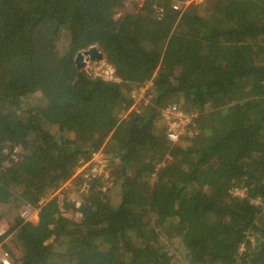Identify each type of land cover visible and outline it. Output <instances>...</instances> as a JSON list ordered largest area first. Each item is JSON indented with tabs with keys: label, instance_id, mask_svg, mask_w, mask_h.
I'll return each instance as SVG.
<instances>
[{
	"label": "trees",
	"instance_id": "obj_1",
	"mask_svg": "<svg viewBox=\"0 0 264 264\" xmlns=\"http://www.w3.org/2000/svg\"><path fill=\"white\" fill-rule=\"evenodd\" d=\"M186 1L0 0V243L16 264H264V0ZM92 46L117 80L77 66ZM170 103L194 115L175 143ZM100 149L116 188L59 191ZM60 194L83 195L77 215Z\"/></svg>",
	"mask_w": 264,
	"mask_h": 264
},
{
	"label": "built area",
	"instance_id": "obj_2",
	"mask_svg": "<svg viewBox=\"0 0 264 264\" xmlns=\"http://www.w3.org/2000/svg\"><path fill=\"white\" fill-rule=\"evenodd\" d=\"M204 0H187L184 3V6H188L191 3H202ZM177 8V4L174 6ZM103 64L101 68H99V73L95 75L102 76L105 79H113L117 80V77L115 75V69L110 64L104 62L102 60ZM148 93V86H140L136 89H134L131 93L133 99L135 102L143 101L149 102V97H146ZM163 120L166 125L167 130V138L172 143L178 142L181 138V136L186 133L188 127L193 123L194 115L185 112L179 104L177 103H170L168 104L162 111ZM78 170H81L82 173L86 171V174L84 177L86 180H83V184L81 187V191H88L90 182L94 178H100L102 180L103 185H101V189L107 190L108 188H111L112 183V177L110 175L111 167H110V158L107 155V153L101 149L95 152L92 157L87 161H81L78 165ZM85 183V184H84ZM84 185V187H83ZM245 189L244 188H234L233 195H239V196H245ZM257 204L260 205L261 200H256ZM31 212H34L30 210L29 208H25L22 212V217L26 220H31L29 218ZM6 232V229L0 228V236H2ZM2 245L4 242L1 243ZM0 247V261L2 264H16L12 254L4 249L3 247ZM178 264H189L188 262H180Z\"/></svg>",
	"mask_w": 264,
	"mask_h": 264
},
{
	"label": "rangeland",
	"instance_id": "obj_3",
	"mask_svg": "<svg viewBox=\"0 0 264 264\" xmlns=\"http://www.w3.org/2000/svg\"><path fill=\"white\" fill-rule=\"evenodd\" d=\"M129 4H130V6H131V2H128ZM184 8H186V6L184 7ZM102 64H103V62L100 60V59H98V58H94L93 60H88V61H86V63L84 64V66H83V69H85V70H87V71H89V72H92L94 75L95 74H97V73H99V68H101V66H102ZM101 150V149H100ZM15 158H16V156H15ZM163 164H165V161H163V163H161L160 165H163ZM79 165V164H78ZM78 165H77V167H76V170H75V173H74V175H73V177L67 182V183H65L60 189H59V191H61V190H63L65 187H69V186H75L76 185V183H74V180L78 177V176H81L82 178H83V180L85 181L86 180V178L84 177V175L86 174V171L85 172H83L82 173V171L81 170H78L77 168H78ZM112 183H113V185H112V187H115L116 188V186H117V183H116V181L112 178ZM85 184V183H84ZM80 185V184H79ZM83 187H84V185H83ZM59 191H57L56 193H58ZM79 195V197H83V195H80V194H78ZM60 197H61V200H63V202H66V201H70V202H73L74 204H75V206H73L72 208H65V210H67L66 212L69 214V215H72L73 216V214L74 215H77L76 213H77V209L80 207V205H81V203H82V201L80 200V198L79 197H73V196H70L69 198L68 197H66V196H63L62 194H60ZM36 212L37 211H35V212H31V214H30V216H29V218L32 220V218H34V214H36ZM79 215V214H78ZM80 217V216H79ZM7 222H2V224L0 223V228H3V229H5V228H7ZM6 241H8V238L7 239H5V240H3L2 242H4V244H5V242ZM1 242V243H2ZM0 243V247H1V244ZM3 247V246H2ZM17 253V252H16Z\"/></svg>",
	"mask_w": 264,
	"mask_h": 264
},
{
	"label": "water",
	"instance_id": "obj_4",
	"mask_svg": "<svg viewBox=\"0 0 264 264\" xmlns=\"http://www.w3.org/2000/svg\"><path fill=\"white\" fill-rule=\"evenodd\" d=\"M94 58H98L100 60L104 58L103 54L96 48V46H92L89 49L80 51L77 54L75 61L77 66L80 68L84 66L86 61L93 60Z\"/></svg>",
	"mask_w": 264,
	"mask_h": 264
},
{
	"label": "crops",
	"instance_id": "obj_5",
	"mask_svg": "<svg viewBox=\"0 0 264 264\" xmlns=\"http://www.w3.org/2000/svg\"><path fill=\"white\" fill-rule=\"evenodd\" d=\"M146 85L148 86V90H149L151 83L146 84ZM37 219H38V215H37V212H36V214H34V218H32L31 221H32L33 223H35V222H37ZM1 224H2V223H1Z\"/></svg>",
	"mask_w": 264,
	"mask_h": 264
},
{
	"label": "clouds",
	"instance_id": "obj_6",
	"mask_svg": "<svg viewBox=\"0 0 264 264\" xmlns=\"http://www.w3.org/2000/svg\"><path fill=\"white\" fill-rule=\"evenodd\" d=\"M102 61V60H101ZM151 83V82H150ZM149 84V83H148ZM151 86V85H150ZM6 229V228H5ZM1 237V236H0Z\"/></svg>",
	"mask_w": 264,
	"mask_h": 264
}]
</instances>
